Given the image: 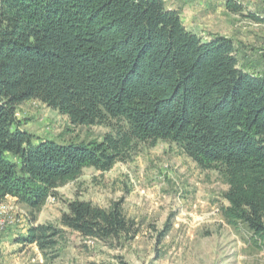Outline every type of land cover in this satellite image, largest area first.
I'll return each mask as SVG.
<instances>
[{"label": "trees", "instance_id": "1", "mask_svg": "<svg viewBox=\"0 0 264 264\" xmlns=\"http://www.w3.org/2000/svg\"><path fill=\"white\" fill-rule=\"evenodd\" d=\"M226 8L244 12L241 0ZM30 101L72 126L110 131L101 141L39 139L17 116ZM159 142L219 174L228 186L223 221L261 248L264 77L239 67L232 39L204 40L165 0H0V203L13 198L28 211L18 244L53 259L68 229L123 248L139 229L122 200L107 209L67 202L59 226L38 216L85 170L108 173Z\"/></svg>", "mask_w": 264, "mask_h": 264}, {"label": "rangeland", "instance_id": "2", "mask_svg": "<svg viewBox=\"0 0 264 264\" xmlns=\"http://www.w3.org/2000/svg\"><path fill=\"white\" fill-rule=\"evenodd\" d=\"M241 3L244 12L239 20L246 31L245 52L240 57L245 60L255 48L264 51V2ZM248 64L250 72L264 70L254 62ZM17 116L23 130L60 143L101 141L110 131L105 126H72L66 117L36 101L19 107ZM227 190L217 172L200 169L175 145L143 146L133 161L104 174L87 169L78 181L59 188L57 198L48 200L37 221L59 226L67 202L77 199L105 209L122 200L126 216L138 225L134 240L121 249H110L63 229L57 257L46 260L36 246H14L30 218L24 206L7 198L0 203L4 227L0 229V264H264V242L257 247L243 226L235 229L223 221L220 210L227 205ZM161 232L167 234L161 237Z\"/></svg>", "mask_w": 264, "mask_h": 264}, {"label": "crops", "instance_id": "3", "mask_svg": "<svg viewBox=\"0 0 264 264\" xmlns=\"http://www.w3.org/2000/svg\"><path fill=\"white\" fill-rule=\"evenodd\" d=\"M245 2V0H241ZM264 2V0H261ZM170 10L179 11L182 14V21L185 27L193 33L201 36L204 40H210L216 36H222L232 39L241 69L248 73H253L264 77V70L258 72H250L248 63H255L259 67L264 66V51L255 48L253 55L246 56L243 60L240 56L245 52L243 48V35L246 27L241 22L240 15H234L228 12L226 8V0H165ZM263 24V22H261ZM249 57H256V61H252ZM26 230L22 231L20 236L26 234ZM10 236V235H9ZM9 239V238H7ZM21 245L17 241L14 246Z\"/></svg>", "mask_w": 264, "mask_h": 264}, {"label": "built area", "instance_id": "4", "mask_svg": "<svg viewBox=\"0 0 264 264\" xmlns=\"http://www.w3.org/2000/svg\"><path fill=\"white\" fill-rule=\"evenodd\" d=\"M4 227L1 228V225H0V229H3Z\"/></svg>", "mask_w": 264, "mask_h": 264}]
</instances>
